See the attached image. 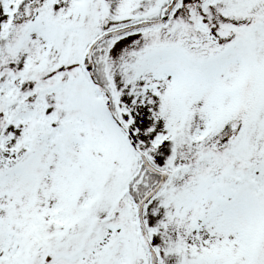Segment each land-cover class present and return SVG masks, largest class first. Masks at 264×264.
I'll use <instances>...</instances> for the list:
<instances>
[{"label":"snow or ice","instance_id":"6c2138e0","mask_svg":"<svg viewBox=\"0 0 264 264\" xmlns=\"http://www.w3.org/2000/svg\"><path fill=\"white\" fill-rule=\"evenodd\" d=\"M0 264H264V0H0Z\"/></svg>","mask_w":264,"mask_h":264}]
</instances>
